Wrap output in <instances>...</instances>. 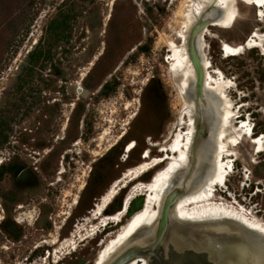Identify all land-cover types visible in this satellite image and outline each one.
I'll use <instances>...</instances> for the list:
<instances>
[{
	"label": "rangeland",
	"instance_id": "obj_1",
	"mask_svg": "<svg viewBox=\"0 0 264 264\" xmlns=\"http://www.w3.org/2000/svg\"><path fill=\"white\" fill-rule=\"evenodd\" d=\"M183 1L0 0V264H94L122 225L144 209L151 192L144 185L171 159L121 188L103 216L83 218L91 217L90 208L127 169L162 156L160 147L170 144L179 131L186 137L190 120L183 111L184 100L196 124L207 116L212 134L217 131L219 103L204 94L196 102L183 97L180 78L170 71L166 58L167 41L173 38L199 59L195 46L199 23L183 28ZM232 2L238 13L231 25L210 24L221 13L210 3L201 7L200 26L210 82L227 83L231 125L242 133L236 145L225 142L224 184L207 185L208 178L200 172L190 181L189 173L176 171L165 194L149 204L159 211L155 227L138 232L108 264L130 248L145 256L148 264H264V241L257 232L230 221L211 227L180 223L173 211L184 197L205 187L209 200L189 201L182 208L192 213L194 208L220 205L264 226V6ZM61 37L77 47L61 67L64 73L77 72L73 86L95 91L112 85L115 92H96V101L74 100L83 108V117L65 107L62 129L56 131L64 136L61 140H48L44 131H38L35 141L14 139L8 114L13 88L43 83L40 70L49 67L45 59L50 58V48L55 53L56 39ZM202 128L195 154L208 162L214 142L202 137ZM121 132L123 137L117 139ZM130 141L136 145L125 153ZM30 146L40 152L31 154L34 158L26 149ZM147 149L150 158H141ZM128 195L125 215L119 221L107 219L92 232L102 217L120 209ZM74 197L77 203L70 208ZM167 197L173 206L166 211L167 226L160 239V210ZM79 237L83 239L71 249L70 243ZM43 240L47 243L36 248Z\"/></svg>",
	"mask_w": 264,
	"mask_h": 264
},
{
	"label": "bare ground",
	"instance_id": "obj_2",
	"mask_svg": "<svg viewBox=\"0 0 264 264\" xmlns=\"http://www.w3.org/2000/svg\"><path fill=\"white\" fill-rule=\"evenodd\" d=\"M197 1L198 6L197 8H194V3H196ZM241 1L253 3L258 6L262 5L258 2V0ZM210 3L214 7V9L216 8L221 12L217 17L211 20V25L217 28L227 27L232 24L235 19V14L238 13H235L232 0H184V9L182 11L183 28L188 27L190 23H199L197 29L201 32H199L195 45L199 54V59H193V56L186 51L184 46L176 44L173 41V38L168 39L167 41V46L170 49V54L168 53L166 58L169 64L170 71L172 73H176L177 76H179L180 78L183 89L185 90L183 97H186L196 102V98H198L200 94H204L212 97L216 102L219 103V117L217 119L218 129L215 133L212 134V131L208 127L207 116L206 118L201 119L200 124H203V128L201 127V125L196 124L193 119V114L190 111V107L184 100V102L182 103L184 107L183 111L185 114H187L190 120V125L188 132L186 133V137L181 136V131H179L174 137V139L170 142V144L160 147V150L164 152L162 156L152 158L151 163H149L148 161L140 162L135 167L136 171L134 172V174H132V170L135 169L134 167L127 169V171L123 173V177L116 179L113 182L112 186L109 188V190L100 196L98 202L94 203L92 209L89 210L91 217L83 218L84 220H88L90 218H96L98 215L100 217L103 216L102 211L108 206L114 196L118 194L121 188L127 186V184L139 177L141 174L148 171L152 166L166 160L167 158L171 159L170 162L166 164L163 169L157 171L153 175L151 181L148 184L144 185L145 188L151 190V192H149L148 194L147 203L144 209L134 214L125 224L122 225L121 231L116 236L111 238L109 243L98 252L94 260V264H108L111 256L120 253V250L124 247V245H126L130 240H132L138 232L144 229H153L155 227L158 222L159 211L151 209L149 204L151 200L159 199V197L163 193L165 194V188L166 186H168V184L170 185L172 176L176 171L182 170L185 174L189 173L191 175L189 176L190 181H192L191 178H193V175L195 173L200 172L202 173L201 176H203L204 178H208L207 185H213L214 183L224 184L227 171L225 169L221 156L227 150L225 142L229 143L230 145H236L240 141L242 133L237 128L231 125V116L233 114V111L231 102L227 99L225 94L227 91V83L220 80L214 81L213 83L210 82L211 78L208 73V67L210 66V63H208V60L205 57V54L203 53L204 50L202 42L204 34L202 32V27H200L203 26V23L201 22L203 19V9L201 7L205 4ZM230 15L232 16L231 20H229ZM194 31L193 33L196 35L197 32ZM181 37L184 38V35L182 34ZM199 128H202V130L204 129L203 131L209 133H202L203 138L211 137L214 142L213 152L210 154L208 162H205L201 157L199 158L198 155L195 154V150L197 148L200 136L199 134L201 133V130ZM123 134L124 132H121L118 135L117 139L122 138ZM148 144L149 146H153L157 143L149 142ZM135 145L136 143L134 141L128 142L125 145L126 148L124 152L126 153L131 151L135 147ZM149 152V149L145 150L142 153L141 158H150ZM208 196V189L204 187L203 189L196 190L192 194L184 197L182 201L178 202L175 206H173L175 219H177L178 222L184 224H207L209 225L208 227H211L213 224L228 221L236 224H243L244 226H246V228H248V230L255 233L257 232L258 235L264 241V232L260 231L261 228H264L263 224L260 223L258 220L251 221L248 218L250 220L249 221L245 218V216L236 211L227 210L225 208L220 207V205L205 206L201 207L199 210L194 208L192 209V213H188L184 208H182V205L184 203H188L189 201L197 202L198 199L202 198L209 200ZM130 198L131 197L128 195L124 199L120 209L117 210L114 214L102 217L101 221H98L99 224L96 223L93 226L92 232H94L99 227L106 225L107 219L119 221L121 217L127 212ZM76 203L77 197H74L70 208H72L73 204ZM220 228L222 227H217L215 228V230H219ZM81 239L83 238L79 237L76 240H73L70 243V248L74 249L77 246L78 241ZM45 243H47V240H43L42 242L38 243L36 248ZM52 243H55V240H53ZM47 253L48 255H50V251H48ZM65 253L68 252H64L63 255ZM60 259L61 256L59 258L55 257L53 263H57ZM126 264H148V260L145 256L137 254L134 255L131 259H129Z\"/></svg>",
	"mask_w": 264,
	"mask_h": 264
},
{
	"label": "flooded vegetation",
	"instance_id": "obj_3",
	"mask_svg": "<svg viewBox=\"0 0 264 264\" xmlns=\"http://www.w3.org/2000/svg\"><path fill=\"white\" fill-rule=\"evenodd\" d=\"M56 42L58 45L55 47V53H53V47L50 48V58L45 59V63L49 67L40 70L43 83L37 86L19 85L13 88L8 114L12 132L11 137L14 139L20 136L35 141L37 139L35 135L38 131H44V135L48 140H61L64 136L58 135L56 131L62 129L60 126L64 120L65 107H69L74 116H79L80 113V116L83 117L85 115L82 112L83 108H78L74 100L89 98L96 101L98 98L96 92L104 91L108 95L115 92V87L112 85H101L95 91L80 85L75 88L73 86L75 81L73 76L77 72L69 69L64 73L61 67L64 62L68 61L65 60V57L77 47L73 46V40L70 38H57ZM78 122L82 123V119H78ZM23 124L25 126H21ZM12 143L16 144L19 141L13 140ZM21 146H24V144H21ZM30 148L26 149L30 151L31 157L34 158L31 154L40 153L32 149L33 146H30Z\"/></svg>",
	"mask_w": 264,
	"mask_h": 264
},
{
	"label": "water",
	"instance_id": "obj_4",
	"mask_svg": "<svg viewBox=\"0 0 264 264\" xmlns=\"http://www.w3.org/2000/svg\"><path fill=\"white\" fill-rule=\"evenodd\" d=\"M126 147L123 148V150H125ZM173 206V201L169 200V198L167 197L165 199V202L163 203L161 210H160V219H159V227L161 228L159 233H158V237H162L166 226H167V214L166 211L168 209V207H172ZM91 210V208H90ZM158 230V229H157ZM159 241V240H158ZM138 253V250L134 251L133 248H130L126 251H124L116 260L113 264H126L128 262L129 259H131L134 255H136Z\"/></svg>",
	"mask_w": 264,
	"mask_h": 264
},
{
	"label": "snow or ice",
	"instance_id": "obj_5",
	"mask_svg": "<svg viewBox=\"0 0 264 264\" xmlns=\"http://www.w3.org/2000/svg\"><path fill=\"white\" fill-rule=\"evenodd\" d=\"M258 2L262 5H264V0H258ZM231 19H232V16L230 15L229 20H231ZM229 51H231V49H229ZM236 51H239V49H237ZM260 231L264 232V228H261Z\"/></svg>",
	"mask_w": 264,
	"mask_h": 264
},
{
	"label": "clouds",
	"instance_id": "obj_6",
	"mask_svg": "<svg viewBox=\"0 0 264 264\" xmlns=\"http://www.w3.org/2000/svg\"><path fill=\"white\" fill-rule=\"evenodd\" d=\"M3 219V217H0V220H2Z\"/></svg>",
	"mask_w": 264,
	"mask_h": 264
},
{
	"label": "crops",
	"instance_id": "obj_7",
	"mask_svg": "<svg viewBox=\"0 0 264 264\" xmlns=\"http://www.w3.org/2000/svg\"><path fill=\"white\" fill-rule=\"evenodd\" d=\"M93 203V202H92ZM119 208V207H118ZM117 210V209H116ZM115 211V210H114ZM114 211H112L111 213H113Z\"/></svg>",
	"mask_w": 264,
	"mask_h": 264
}]
</instances>
